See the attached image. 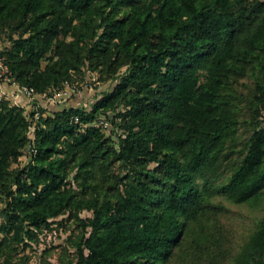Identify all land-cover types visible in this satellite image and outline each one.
I'll list each match as a JSON object with an SVG mask.
<instances>
[{
	"label": "trees",
	"instance_id": "trees-1",
	"mask_svg": "<svg viewBox=\"0 0 264 264\" xmlns=\"http://www.w3.org/2000/svg\"><path fill=\"white\" fill-rule=\"evenodd\" d=\"M0 38L37 94L112 84L38 118L0 96V264L66 214L68 264H264V215L239 242L214 200H264V0H0Z\"/></svg>",
	"mask_w": 264,
	"mask_h": 264
},
{
	"label": "rangeland",
	"instance_id": "rangeland-1",
	"mask_svg": "<svg viewBox=\"0 0 264 264\" xmlns=\"http://www.w3.org/2000/svg\"><path fill=\"white\" fill-rule=\"evenodd\" d=\"M8 44V41L0 38V52L3 47ZM0 62L3 64V66L8 67L1 56ZM7 69L9 71H6L0 66V84L4 82L14 84L18 90L21 91L19 88L20 84L13 81L10 75L11 71L9 67ZM77 77L78 80H75L74 82L65 81L61 87H54L48 92H45L47 95L45 93L44 95L46 96H43V94H39L40 96L38 95L36 98L27 96V98L30 99L29 104H31L30 108L27 109L29 111L32 110V107L36 103H33V101L38 102L39 110L42 105V107L45 108L46 113H51L53 111L70 106L88 109L91 107V104L103 94L105 90L112 88L111 81L101 79L100 73L93 72L86 67L84 75L82 76L77 74ZM55 89H60L63 93L54 96ZM3 95L8 97L6 93L0 94V96ZM8 99L13 102L11 98L8 97ZM114 112L115 111L109 112L110 116L113 115ZM101 122L105 123L102 124L103 129L106 132L110 131V128H112L111 122L105 118H103ZM101 122L99 121L98 123L101 124ZM119 131L122 132V129ZM28 159V154L26 156L23 154L19 164L24 165ZM16 164L17 163L14 165ZM214 200L225 205L227 208L224 215L222 216L223 221L231 228L234 239L239 242L244 240V238L254 230L257 222L264 215V200L257 204H236L222 195L216 196ZM3 207L4 201L0 199V224L3 220V216L1 214V209ZM81 214L82 216H87L90 215L91 212L84 210ZM67 216L68 214L58 217L57 220L59 222L56 221L53 223V229L40 233L39 238L32 241L29 246L24 248L19 246L18 250L11 257L12 261L17 264H68V262L74 258V252L67 244V237H69L73 229H75L77 232L80 230V228L78 230V226L76 225V221H74V219H66ZM1 235L2 233H0V236ZM66 249H69V254L66 252ZM189 254L192 255L191 251H189ZM181 261L182 258L177 259L176 257L171 263L181 264ZM196 263L197 262H195V264ZM199 264H206V262L202 260Z\"/></svg>",
	"mask_w": 264,
	"mask_h": 264
},
{
	"label": "crops",
	"instance_id": "crops-1",
	"mask_svg": "<svg viewBox=\"0 0 264 264\" xmlns=\"http://www.w3.org/2000/svg\"><path fill=\"white\" fill-rule=\"evenodd\" d=\"M4 93H6L7 96L13 100V102L25 105L26 108H30L31 104H29L30 99L27 98L28 95L18 90L16 85L7 82L0 84V94Z\"/></svg>",
	"mask_w": 264,
	"mask_h": 264
},
{
	"label": "built area",
	"instance_id": "built-area-1",
	"mask_svg": "<svg viewBox=\"0 0 264 264\" xmlns=\"http://www.w3.org/2000/svg\"><path fill=\"white\" fill-rule=\"evenodd\" d=\"M0 66L3 67L6 71H9L7 68L8 67H5L3 66V64L0 62ZM19 88L21 89L22 92L26 93V95H28L29 97H32V98H36V96H38L39 94H37L34 90L33 87H28L26 85H19ZM63 93L60 89H55L54 91V96H57L59 94ZM46 94V93H45ZM42 95V94H41ZM47 95V94H46ZM44 95L43 93V96H46ZM40 96V95H39ZM35 103V105L32 107V110L34 111V117L35 118H38L41 114L40 110H39V107H38V102L37 101H33V103Z\"/></svg>",
	"mask_w": 264,
	"mask_h": 264
}]
</instances>
